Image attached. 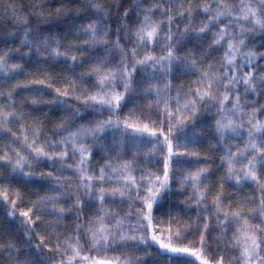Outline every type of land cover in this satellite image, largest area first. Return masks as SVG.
I'll use <instances>...</instances> for the list:
<instances>
[{"label": "snow or ice", "instance_id": "snow-or-ice-1", "mask_svg": "<svg viewBox=\"0 0 264 264\" xmlns=\"http://www.w3.org/2000/svg\"><path fill=\"white\" fill-rule=\"evenodd\" d=\"M0 264H264V0H0Z\"/></svg>", "mask_w": 264, "mask_h": 264}, {"label": "trees", "instance_id": "trees-1", "mask_svg": "<svg viewBox=\"0 0 264 264\" xmlns=\"http://www.w3.org/2000/svg\"><path fill=\"white\" fill-rule=\"evenodd\" d=\"M26 2H32V0H26ZM3 216V211L2 210H0V217H2Z\"/></svg>", "mask_w": 264, "mask_h": 264}]
</instances>
